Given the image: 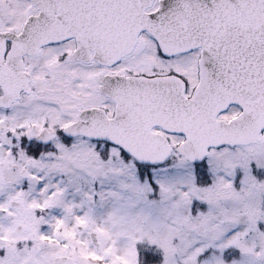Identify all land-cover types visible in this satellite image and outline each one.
Listing matches in <instances>:
<instances>
[{
	"label": "rangeland",
	"instance_id": "1",
	"mask_svg": "<svg viewBox=\"0 0 264 264\" xmlns=\"http://www.w3.org/2000/svg\"><path fill=\"white\" fill-rule=\"evenodd\" d=\"M10 159L0 150V160ZM205 163L213 176L208 185L197 186L192 166L174 155L153 168V189L138 181L132 161L115 147L43 154L25 178L19 173L27 164L14 162L0 182V235L17 241L16 263L30 254V240L41 249L38 264L46 253L56 257L65 250L74 252L68 256L75 264H139V245L160 254L153 264H264V133L250 149L213 150ZM253 166L262 170L260 180ZM14 199L23 200L22 213L11 208ZM17 225L23 229L10 236L8 229ZM92 230L98 250L89 239Z\"/></svg>",
	"mask_w": 264,
	"mask_h": 264
},
{
	"label": "flooded vegetation",
	"instance_id": "2",
	"mask_svg": "<svg viewBox=\"0 0 264 264\" xmlns=\"http://www.w3.org/2000/svg\"><path fill=\"white\" fill-rule=\"evenodd\" d=\"M164 1L0 0V150L10 152L13 157L9 161L0 160V182L14 162L27 164L19 173L25 178L30 168L39 165L43 154L81 147L90 151L111 147L107 140L69 135L64 129L79 121V124H91L95 132L101 131L113 117L115 99L127 100L130 92L128 81L125 82L127 77L178 76L182 80L181 84L172 78L154 82V87L141 86L139 91L144 100L153 95L150 101L175 102L180 85L186 97L192 95L200 81L199 59L207 49L201 46L182 51L161 48L151 28L161 32L168 43H176L167 25L154 15ZM204 1L207 0H167V3L172 7L200 6ZM28 19L32 23L24 35ZM191 19L210 21L198 28L208 34L220 28L223 39L224 34L256 35V31H242L246 26L235 21L245 19L237 16L195 15ZM216 19L223 24L215 22ZM253 19L256 21V16ZM253 25L256 23H250V27ZM39 38L50 39L44 42ZM229 51L228 48L209 49L210 53ZM204 66L212 65L205 61ZM206 81L211 85L214 79ZM161 107L164 106L158 105L157 109ZM144 109L152 112L149 106ZM86 111L89 114H84ZM239 112L240 107L234 104L221 116L229 119ZM150 130L168 134L157 125ZM22 229L23 226L17 225L15 231L8 229V232L16 237ZM0 242H5L0 247L1 264H38L39 246L35 257H31L33 263L28 255L35 242L25 241L28 257L23 263L12 260L19 248L16 240L9 243L0 235ZM51 245L56 246L55 242ZM71 252L65 250L56 255H71ZM53 258L46 253L41 264H53Z\"/></svg>",
	"mask_w": 264,
	"mask_h": 264
},
{
	"label": "water",
	"instance_id": "3",
	"mask_svg": "<svg viewBox=\"0 0 264 264\" xmlns=\"http://www.w3.org/2000/svg\"><path fill=\"white\" fill-rule=\"evenodd\" d=\"M237 7L246 9L243 12L244 14L252 13V11H249V9H252L255 10L253 13L256 15H264V3L262 2H258L253 6L247 5L244 7L243 5H237ZM237 14L241 13L238 12ZM254 41H256V51L251 54V57H247V61L250 59V63H252V85H255V98L253 103L250 107H245L244 112H242L240 116L227 123L214 119L219 110L213 111V113L209 115L211 119L204 133L185 134V141L177 146L176 150L186 159L192 162L200 161L206 156L207 149L210 146L247 144L259 140V133L264 129V36H257ZM246 85H249L248 80L246 81ZM209 101H212L210 105H215L217 103L219 107H222L220 105L232 101V98H223V96L218 95L216 100L211 99ZM115 118L117 121L121 119L118 114ZM250 118L253 127L250 128L248 125L245 128H241L239 122L241 120H246L248 123ZM118 127L119 125H114L113 133L109 134V138L113 143L123 147L136 161L161 163L169 156L171 149L163 136L160 137V142L158 144L152 141H150L149 144H145L141 137L128 139L131 133H118ZM11 205L19 209L22 208V203L20 201H12ZM90 237L95 246L98 247L96 233L91 232ZM32 252H34V250Z\"/></svg>",
	"mask_w": 264,
	"mask_h": 264
},
{
	"label": "trees",
	"instance_id": "4",
	"mask_svg": "<svg viewBox=\"0 0 264 264\" xmlns=\"http://www.w3.org/2000/svg\"><path fill=\"white\" fill-rule=\"evenodd\" d=\"M138 169H140V167L138 168ZM141 175H142V173H140ZM201 174H202V176H203V178L204 179H209V175H208V173L206 172V171H202L201 172ZM257 175H255V178H258V179H260V175H259V173H256ZM194 176H195V181H197V177H198V171H197V169L195 168V172H194ZM264 202V197H263V199H262V203ZM141 258H142V263L143 264H147L148 262H150V261H156V258H152L151 256H150V253L147 251V252H145V251H143L142 253H141Z\"/></svg>",
	"mask_w": 264,
	"mask_h": 264
}]
</instances>
